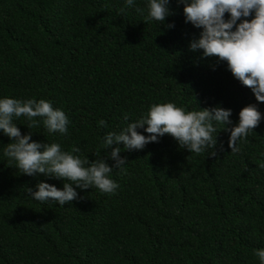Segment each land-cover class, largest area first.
<instances>
[{
	"label": "trees",
	"instance_id": "1",
	"mask_svg": "<svg viewBox=\"0 0 264 264\" xmlns=\"http://www.w3.org/2000/svg\"><path fill=\"white\" fill-rule=\"evenodd\" d=\"M136 4L144 7V0ZM122 6L0 0V96L44 98L69 117L61 134L14 116L21 134L31 131L30 139L57 141L64 150L76 145L82 157L114 166L116 144L106 147L104 134L119 131L125 113L137 119L154 102L186 110L219 104L232 109L233 123L254 103L262 118L236 152L217 126L215 156L190 151L167 133L141 149L120 142L125 163L108 174L116 190L73 185L77 198L64 205L26 191L41 180L62 187L63 178L21 173L0 153V264H260L253 250L264 246V101L225 61L188 48L200 29L184 21L177 0L164 21H144ZM8 142L0 133V148Z\"/></svg>",
	"mask_w": 264,
	"mask_h": 264
},
{
	"label": "clouds",
	"instance_id": "2",
	"mask_svg": "<svg viewBox=\"0 0 264 264\" xmlns=\"http://www.w3.org/2000/svg\"><path fill=\"white\" fill-rule=\"evenodd\" d=\"M169 3L170 0H144V7H140L136 0H123V6L135 8L144 21H164L171 12ZM177 3L183 5L184 21L200 29L198 36L189 41L188 48L202 49V57L215 55L217 60L225 61L232 75L250 87L256 101H264V0H177ZM167 26L173 24L169 22ZM231 112V108L219 104L186 110L173 101H164L151 103L146 114L134 120L129 121L125 113L123 120L128 122L119 131H108L103 136L106 147L116 144L109 153L116 158L114 166H110L103 158L89 160L77 154L80 149L76 145L64 150L57 141L42 143L30 139L31 131L21 134L17 123L13 122L14 116L23 115L29 121L28 128L42 122L49 132H67L69 117L63 109L53 107L50 100L2 95L0 133L8 136L10 142L2 144L0 153L13 160L21 173L63 178L62 187L41 180L35 190L28 187L26 191L33 200L64 205L77 198L73 185L81 189L94 186L102 192L116 190L117 181L108 174L113 167L120 168L125 163V157L117 156L120 142L125 149H141L167 133L190 151L200 153L209 149L208 155L215 156L217 126H222L220 129L229 133L230 150L238 151L237 142L253 131L262 113L256 104L247 103L239 109L238 119L233 123ZM98 124L103 126L105 121L100 119ZM137 128H142L143 132ZM253 251L260 264H264V246Z\"/></svg>",
	"mask_w": 264,
	"mask_h": 264
}]
</instances>
